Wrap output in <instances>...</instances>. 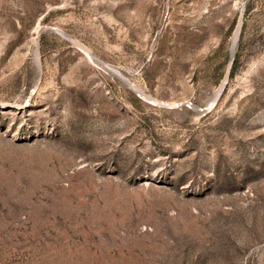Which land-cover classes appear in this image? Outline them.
<instances>
[{
    "label": "rangeland",
    "instance_id": "1",
    "mask_svg": "<svg viewBox=\"0 0 264 264\" xmlns=\"http://www.w3.org/2000/svg\"><path fill=\"white\" fill-rule=\"evenodd\" d=\"M0 264H264V0H0Z\"/></svg>",
    "mask_w": 264,
    "mask_h": 264
},
{
    "label": "bare ground",
    "instance_id": "2",
    "mask_svg": "<svg viewBox=\"0 0 264 264\" xmlns=\"http://www.w3.org/2000/svg\"><path fill=\"white\" fill-rule=\"evenodd\" d=\"M236 38H238L237 35H236ZM82 48H83V47H82ZM89 53H90V52H89ZM37 55H38V53H36V51H35V60H36V63H39V62H38V57H37ZM119 74H120V73H119ZM120 76H122V75H120ZM132 87H133V86H132Z\"/></svg>",
    "mask_w": 264,
    "mask_h": 264
}]
</instances>
